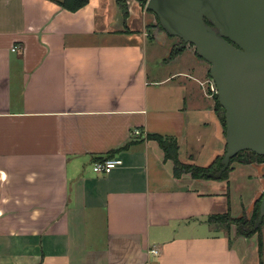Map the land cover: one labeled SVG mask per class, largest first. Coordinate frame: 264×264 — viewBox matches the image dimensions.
<instances>
[{
  "label": "crops",
  "instance_id": "crops-1",
  "mask_svg": "<svg viewBox=\"0 0 264 264\" xmlns=\"http://www.w3.org/2000/svg\"><path fill=\"white\" fill-rule=\"evenodd\" d=\"M59 1L0 0V264H264L262 230L210 222L252 216L264 164L245 166L258 186L236 216L242 164L226 180L178 179L146 139L176 138L184 164L223 157L210 65L189 47L171 57L176 46L137 0L126 18L118 0L75 13ZM116 151L121 166L93 171Z\"/></svg>",
  "mask_w": 264,
  "mask_h": 264
},
{
  "label": "water",
  "instance_id": "water-1",
  "mask_svg": "<svg viewBox=\"0 0 264 264\" xmlns=\"http://www.w3.org/2000/svg\"><path fill=\"white\" fill-rule=\"evenodd\" d=\"M181 49L192 45L210 65L225 113L226 152L220 180L242 152L264 156V0H137ZM254 230L264 223V195Z\"/></svg>",
  "mask_w": 264,
  "mask_h": 264
},
{
  "label": "trees",
  "instance_id": "trees-1",
  "mask_svg": "<svg viewBox=\"0 0 264 264\" xmlns=\"http://www.w3.org/2000/svg\"><path fill=\"white\" fill-rule=\"evenodd\" d=\"M89 3V0H60L58 4L62 6V8L66 9L69 12H77L84 8L87 4ZM118 3L120 5L121 10L124 13V17H127V8L125 5V2H122L121 0H118ZM160 25V24H159ZM183 49H178L175 48L172 52L171 57H174L176 54H179ZM215 100L217 101V107L220 112V117L221 121L224 125V128H226L225 124V113L223 108L220 106L218 102V96H215ZM146 139L148 141H155L158 143L159 147L162 149L164 153V158L165 161H171L174 165V177L175 178H181L183 175L190 174L193 179H207L210 180L209 174L212 173H217L221 169V160L222 158H219L213 165L210 167L204 168V167H198L195 165H188L184 164L180 161L179 159V145L178 141L176 138L173 137H167V136H162L158 134H149L147 135ZM138 141H131L127 146L132 145ZM127 146H124L121 150L126 149ZM108 154L106 157H102L99 159V161L109 159V158H114V153ZM234 163L242 164V165H249V164H264V156H259L256 155L253 152H242L239 153L231 163V166ZM230 168L224 173L222 180L228 179L229 173L232 171V168ZM263 198V196H262ZM262 198L256 203L253 214L250 218L247 216H243L239 219H234L232 218L230 212H228L225 215H217V216H212L210 218V222H216L217 224L220 223H229V228L231 226H236L237 232L239 235L243 236H249L254 233L260 232L261 227L258 230H254V226L256 221L258 220L259 214H260V204L262 201ZM231 224V225H230Z\"/></svg>",
  "mask_w": 264,
  "mask_h": 264
},
{
  "label": "rangeland",
  "instance_id": "rangeland-1",
  "mask_svg": "<svg viewBox=\"0 0 264 264\" xmlns=\"http://www.w3.org/2000/svg\"><path fill=\"white\" fill-rule=\"evenodd\" d=\"M121 1L126 3V0H121ZM142 5L144 6L143 8L147 10L146 5L143 3ZM148 15L150 17L148 27L152 28L153 33L157 31L159 34L164 35L165 37L166 36L168 37V35L159 25V21L156 18V16L151 12H149ZM170 39L173 42V45L176 46V48L180 47L183 44V42L177 37H170ZM188 47L192 49L193 51H195L194 46L187 45L186 48ZM151 51L155 53L154 55L156 56V59L158 57L161 58L165 53V50L162 47L159 48L156 46H154L153 50ZM155 63H156L155 60L154 61L150 60L151 67H154ZM178 68L179 67H175V69H178ZM216 95H217V92L215 93V96ZM242 166L243 167H238L237 171L235 172L234 181L232 182V191H231V199L233 201L232 212L236 216L242 215L241 214L242 206H244V209L248 211L247 209L249 208V204H250L249 196L252 193L253 187L256 189V187L258 186L257 182L254 179H252L253 181L251 182V177L249 178V176H254L253 175L255 172L254 169L252 167L251 168L245 167L246 165H242ZM230 207H231V203H230ZM226 224H227V227L229 228V223H226ZM261 230L264 233V225L261 227Z\"/></svg>",
  "mask_w": 264,
  "mask_h": 264
},
{
  "label": "built area",
  "instance_id": "built-area-1",
  "mask_svg": "<svg viewBox=\"0 0 264 264\" xmlns=\"http://www.w3.org/2000/svg\"><path fill=\"white\" fill-rule=\"evenodd\" d=\"M17 49L14 48L13 51H16ZM211 89L214 93H216V89H215V86L212 82V86H211ZM140 135V132L136 131V133H134V136H139ZM122 165V161L117 159V158H109V159H105V160H102V161H99V162H96L94 165H93V171L97 174H100V175H108L110 174L113 170H115L116 168H118L119 166ZM151 253L153 255H158L159 254V251L154 249L151 251Z\"/></svg>",
  "mask_w": 264,
  "mask_h": 264
},
{
  "label": "flooded vegetation",
  "instance_id": "flooded-vegetation-1",
  "mask_svg": "<svg viewBox=\"0 0 264 264\" xmlns=\"http://www.w3.org/2000/svg\"><path fill=\"white\" fill-rule=\"evenodd\" d=\"M155 15V14H154ZM156 16V15H155ZM156 18H157V16H156ZM158 19V18H157Z\"/></svg>",
  "mask_w": 264,
  "mask_h": 264
}]
</instances>
